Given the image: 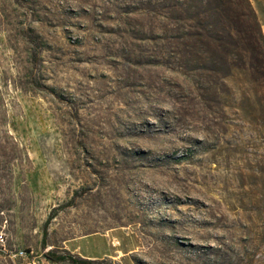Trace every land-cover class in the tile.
<instances>
[{"label": "rangeland", "instance_id": "1", "mask_svg": "<svg viewBox=\"0 0 264 264\" xmlns=\"http://www.w3.org/2000/svg\"><path fill=\"white\" fill-rule=\"evenodd\" d=\"M208 1L0 0V264H264V85L163 31Z\"/></svg>", "mask_w": 264, "mask_h": 264}, {"label": "trees", "instance_id": "2", "mask_svg": "<svg viewBox=\"0 0 264 264\" xmlns=\"http://www.w3.org/2000/svg\"><path fill=\"white\" fill-rule=\"evenodd\" d=\"M219 1L223 7L225 6L224 9L211 1H208L207 6L202 7L204 17L201 21L204 24L200 23L201 28L191 25V22L196 20V16L187 13L178 17L173 15L172 6L165 7L163 31L166 36L170 32L171 22L179 20L185 23L175 29L178 33L175 37L173 54L176 55L181 67L189 68L188 64L198 61L203 64V69L206 64H210L212 69L209 70L214 72L225 70L220 77L225 81L238 71L245 76L253 77L257 74L258 78L251 77V82L264 85V35L258 26L254 12L248 6L241 11L237 10L235 6L238 7L241 4L233 5L231 0H227V4L229 3L231 7L226 5V1ZM218 10H222L221 17H218ZM223 24L226 27H222ZM49 224L50 219L45 225L44 241L48 236ZM47 256L53 262L97 264V261L76 257L71 253L65 255L50 253Z\"/></svg>", "mask_w": 264, "mask_h": 264}, {"label": "crops", "instance_id": "3", "mask_svg": "<svg viewBox=\"0 0 264 264\" xmlns=\"http://www.w3.org/2000/svg\"><path fill=\"white\" fill-rule=\"evenodd\" d=\"M86 239H89V237H82V238H77V239H74L72 241L69 242V245H67V247L69 248V250L72 252V253H78L80 254L84 259H88V260H98V259H101V258H104L106 256H108V253L107 252H104L103 249H101L100 247L97 248L96 246V249H98V251L96 252V254H93V255H87V254H84L82 253V251L80 250V248L77 246V247H73L72 244L74 243H78L80 241H83V240H86ZM106 242V240H105ZM106 244V243H105Z\"/></svg>", "mask_w": 264, "mask_h": 264}, {"label": "built area", "instance_id": "4", "mask_svg": "<svg viewBox=\"0 0 264 264\" xmlns=\"http://www.w3.org/2000/svg\"><path fill=\"white\" fill-rule=\"evenodd\" d=\"M4 242H5V235H4V233H3L2 231H0V244H2V243H4ZM20 255H21V256H24L25 253L22 251V252L20 253Z\"/></svg>", "mask_w": 264, "mask_h": 264}]
</instances>
